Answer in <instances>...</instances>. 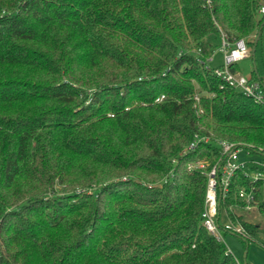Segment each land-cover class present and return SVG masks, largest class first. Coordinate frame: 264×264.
Listing matches in <instances>:
<instances>
[{"label": "trees", "instance_id": "1", "mask_svg": "<svg viewBox=\"0 0 264 264\" xmlns=\"http://www.w3.org/2000/svg\"><path fill=\"white\" fill-rule=\"evenodd\" d=\"M263 5L0 0V264H241L203 226L208 178L188 166L223 164V141L264 163V103L199 61L221 33L259 43ZM256 162L219 205L247 245Z\"/></svg>", "mask_w": 264, "mask_h": 264}, {"label": "built area", "instance_id": "2", "mask_svg": "<svg viewBox=\"0 0 264 264\" xmlns=\"http://www.w3.org/2000/svg\"><path fill=\"white\" fill-rule=\"evenodd\" d=\"M204 3L206 7L212 8V0H204ZM259 14L264 15V5L261 6ZM219 51L222 53V64L219 67L208 66V63L212 62L213 56L204 61H199L208 71L213 72L221 80L222 88H233L241 92L244 96L253 99L256 103H264V88L261 83L246 78L237 70L233 69L234 65L249 58L251 55V48L247 45L246 41L241 39L231 42L225 34L221 33V47ZM197 53H200V51H197ZM163 98L164 96L157 101H161ZM195 101L199 102L198 95L195 96ZM201 140L203 139L197 138L189 145L188 149L195 148ZM208 140V138L204 139L206 142ZM218 146L221 148L224 157L223 164L215 165L211 170L207 169L208 166L204 162H196L188 166L189 171L199 170L206 174L208 178L202 223L209 233L220 241H224V232L245 238V229L240 224H235L230 220L222 223L221 217L219 216L220 199L227 197L233 176L245 166L246 160L245 162H239L238 160L239 154L244 150L238 148L236 144L226 141L219 142ZM256 163L260 164L258 161ZM260 165L264 166V163ZM259 178L264 177L262 174H256L254 180L256 181ZM240 197L245 198L248 203H253L252 195H248L244 190L240 191Z\"/></svg>", "mask_w": 264, "mask_h": 264}, {"label": "rangeland", "instance_id": "3", "mask_svg": "<svg viewBox=\"0 0 264 264\" xmlns=\"http://www.w3.org/2000/svg\"><path fill=\"white\" fill-rule=\"evenodd\" d=\"M221 63L222 53L217 50L213 55L212 62L208 63V66L219 67ZM254 70L257 77L264 83V29L255 54L253 55L251 51L249 58L238 63V72L246 78L250 79ZM238 160L239 162H245V160L261 161V158L258 155H247L245 151H241ZM224 212L225 210L223 209L222 223L227 222ZM238 213L244 215L247 221L259 225L260 232L257 237L248 240V245L242 238H238L230 233L223 234L228 250L241 264H264V217L258 213L254 206L247 207L244 211H238Z\"/></svg>", "mask_w": 264, "mask_h": 264}, {"label": "water", "instance_id": "4", "mask_svg": "<svg viewBox=\"0 0 264 264\" xmlns=\"http://www.w3.org/2000/svg\"><path fill=\"white\" fill-rule=\"evenodd\" d=\"M259 35H260V32H258V34L256 36L255 44H254V46L251 49L253 55L255 54V51H256V47H257V44H258V41H259Z\"/></svg>", "mask_w": 264, "mask_h": 264}, {"label": "crops", "instance_id": "5", "mask_svg": "<svg viewBox=\"0 0 264 264\" xmlns=\"http://www.w3.org/2000/svg\"><path fill=\"white\" fill-rule=\"evenodd\" d=\"M222 64V63H221Z\"/></svg>", "mask_w": 264, "mask_h": 264}]
</instances>
